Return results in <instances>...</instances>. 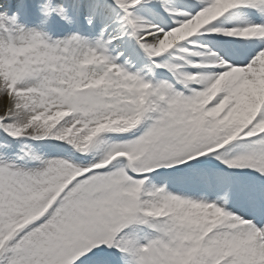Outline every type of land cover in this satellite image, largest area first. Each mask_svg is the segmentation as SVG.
Listing matches in <instances>:
<instances>
[{
  "label": "snow or ice",
  "instance_id": "obj_1",
  "mask_svg": "<svg viewBox=\"0 0 264 264\" xmlns=\"http://www.w3.org/2000/svg\"><path fill=\"white\" fill-rule=\"evenodd\" d=\"M0 264H264V0H0Z\"/></svg>",
  "mask_w": 264,
  "mask_h": 264
}]
</instances>
